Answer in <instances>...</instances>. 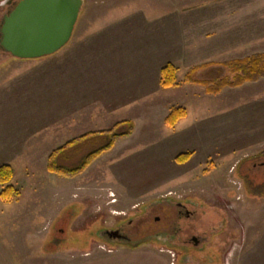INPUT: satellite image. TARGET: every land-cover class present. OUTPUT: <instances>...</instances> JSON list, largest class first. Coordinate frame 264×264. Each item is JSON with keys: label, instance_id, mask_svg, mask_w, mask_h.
Wrapping results in <instances>:
<instances>
[{"label": "rangeland", "instance_id": "rangeland-1", "mask_svg": "<svg viewBox=\"0 0 264 264\" xmlns=\"http://www.w3.org/2000/svg\"><path fill=\"white\" fill-rule=\"evenodd\" d=\"M6 5L0 0L1 17ZM113 19L119 26L109 24ZM77 22L71 41L54 55L0 56L5 104L0 136L20 142L10 182L19 195L0 200V264H264V195L246 187L247 182L261 192L258 185L264 183V77L218 94L183 82L193 66L264 51V0H84ZM117 40L123 41L124 61H142L136 68L143 76L151 73L155 59L177 67L179 85L162 95L166 100L146 105L164 117L163 124L171 107H184L187 116L173 128L141 117L131 138L132 133L117 140L78 176L49 172L52 150L128 120L123 113L133 103L129 112L137 108L139 113V101L130 96H124V109L109 111L112 105L93 95L91 101L99 103L78 112L77 124L69 128L67 111L59 116L53 110V99L64 96L53 90L54 67L80 49L92 54L90 63L98 61L100 48ZM218 74L211 65L194 77ZM107 139L85 138L63 149L57 162L73 167ZM184 152L190 157L177 161ZM178 203L195 210L197 218L182 216ZM128 220L129 243L102 236L104 228ZM187 226L200 250L184 254L172 241L163 244L151 236H171L179 229L183 240L190 236Z\"/></svg>", "mask_w": 264, "mask_h": 264}, {"label": "crops", "instance_id": "crops-1", "mask_svg": "<svg viewBox=\"0 0 264 264\" xmlns=\"http://www.w3.org/2000/svg\"><path fill=\"white\" fill-rule=\"evenodd\" d=\"M103 19L104 18L101 15L102 26L106 24L104 21H102ZM117 23H118L117 19L116 20L113 19L109 21V24H111V26H119L117 25ZM77 25L78 22L75 26V29L73 31V34L69 42L71 41L74 35ZM104 27L106 29V27L108 28L110 26H104ZM121 27L123 28V26ZM98 31L99 30L93 31V34H90V36H94L95 32ZM123 45H124L123 41L117 40L110 44L109 46L110 48L107 46L100 48L99 51L101 55L99 57V60L92 63H90V61H92L93 58L91 56L92 54L88 53L89 51L87 52V50L80 49L81 53L77 51V53L73 55L69 54L70 56H68V61L66 64L64 65L62 64L60 67L59 66L54 67V71H53L54 74L52 80L53 90L54 92H59V93L62 92L61 95L64 96L59 97L57 95L56 99H53V110L54 113L59 116H60L59 111L60 112L64 110L67 111L68 114L66 119H67V126L69 128L75 127V125L77 124L76 122L78 120L77 118L80 117L81 115L78 112L89 111L92 108L91 105L93 104V102L97 104L99 103L93 99L91 101L90 96L93 95L98 96L99 101L102 102L104 101L105 104H111L112 107H110L109 109L105 108L109 111H114L117 110L118 108L124 109V106L127 105L124 100V96H130L131 99L129 100H131L132 102L139 101V105L141 106V107L139 106V113H137L138 112L137 108H134L135 109L133 111L134 114L129 112V110H132L133 106L136 105L135 103H133L132 106H130V108L124 110L126 112L123 113L125 114V117L123 119H128L134 122V130L132 134L129 136L130 138L136 132L137 125L141 123V117L145 118L144 121L151 119L152 122L154 121L153 119H155V121L159 119L160 125L165 126V123L163 124L164 117L159 118V114L154 109L153 111L149 110L146 104L147 102L153 103V101L161 102L162 99L166 100V98H164L162 95L164 93H167L170 89H172V88H162L159 84L160 68L166 63L161 62L158 65L159 62L155 59L154 63L149 65L150 68L153 69L151 73H147L146 75L143 76L142 75L143 73L138 71L136 68L137 62L138 63L142 62L141 60L124 61L123 53H122ZM139 52L144 53L145 50L139 49ZM145 64L147 65V63ZM144 104L145 106H143ZM169 104L170 106L172 105L171 103ZM178 104H180V102ZM154 105L155 104H153L152 106ZM4 109H5V104H2L0 102V112L4 111ZM167 113L169 112L167 111ZM53 117L56 116L53 114ZM83 117H85V114L83 115ZM182 119L178 120L175 125H177V123H179ZM57 121H58L57 125H60L59 123L61 120L59 117L57 118ZM146 125L152 127L151 126L152 123H150L149 121L146 123ZM19 150H20L19 141L6 138V136L4 137V134L0 136V165L9 164L13 169V176L15 175H14V167H13L14 165H12L13 163L11 164L12 157L14 156L13 154L19 153ZM8 152L10 153L6 155V153ZM23 164H25V166L28 165V161Z\"/></svg>", "mask_w": 264, "mask_h": 264}, {"label": "trees", "instance_id": "trees-1", "mask_svg": "<svg viewBox=\"0 0 264 264\" xmlns=\"http://www.w3.org/2000/svg\"><path fill=\"white\" fill-rule=\"evenodd\" d=\"M215 65L218 67V77L208 79H196L194 74L202 68ZM225 70L226 74H220ZM177 67L170 62H167L160 68L159 84L162 88H175L179 85L176 77ZM264 77V51L251 54L242 58H234L231 60L222 61L219 63H202L193 66L187 70L183 77V82L188 84H196L204 87L207 94H218L224 88H236L247 82H255ZM184 107H171L169 113L165 117L164 123L167 127L173 128L176 122L186 116ZM133 131V122L131 120H121L114 123L109 129L88 132L81 136L75 137L67 141L62 146L54 149L47 159V170L58 176L65 178H73L81 174L86 168L102 153L112 149L118 139L127 138ZM95 135H104L108 139L105 144L87 153L80 162L73 166H63L57 162L58 154L65 148L74 146L85 138ZM191 155V152L179 153L176 156L177 161H186ZM13 169L9 164L0 165V200L11 202L19 195V191L13 184ZM250 183V182H249ZM258 186L262 189L257 192L255 188H250V184L246 187L255 195H264V183ZM253 189V190H251Z\"/></svg>", "mask_w": 264, "mask_h": 264}, {"label": "water", "instance_id": "water-1", "mask_svg": "<svg viewBox=\"0 0 264 264\" xmlns=\"http://www.w3.org/2000/svg\"><path fill=\"white\" fill-rule=\"evenodd\" d=\"M83 3L84 0H18L0 19L1 51L17 59L56 53L69 42Z\"/></svg>", "mask_w": 264, "mask_h": 264}, {"label": "flooded vegetation", "instance_id": "flooded-vegetation-1", "mask_svg": "<svg viewBox=\"0 0 264 264\" xmlns=\"http://www.w3.org/2000/svg\"><path fill=\"white\" fill-rule=\"evenodd\" d=\"M17 1L18 0H11L9 3H7L6 11H5V13L2 14V16L4 14H6L9 10H11ZM1 18L2 17L0 16V19ZM1 53L3 54L4 52H2L0 49V56H1ZM177 205L180 206L184 210V212L180 211V214H182V216H184L185 218H187V219H189V218L196 219L197 218V216H196L197 214L194 213L196 211L193 210L192 208H190L189 206H187L186 204L183 205L181 203H178ZM130 223H131V220H128L126 222V224L121 223L116 228H112V229L104 228V230L101 232V234L104 238H106L108 240H118L121 242L129 243L131 241V237L126 233L125 229H126V226ZM191 228H192V226H187L185 228V230H188V233L190 234V236L183 237V240H182V238H179L177 236V232L179 231V229H177V228H176L177 230L174 233V235H171V236L166 235L165 232L164 233H158L159 235L158 234H153V235L151 234V236L157 237L158 240L160 241V243H163V244H166L167 241H172L173 243H175V245H174L175 250H177L179 252L182 251V253H184V254H188L189 253L188 251L191 249L200 250L199 249L200 247L197 246L198 237L195 234H192V232L190 230ZM178 247L181 249H176ZM182 247L183 248L186 247V249L182 250ZM177 256H178V254H177ZM189 258L190 257L188 256V259L186 258V260H189Z\"/></svg>", "mask_w": 264, "mask_h": 264}]
</instances>
